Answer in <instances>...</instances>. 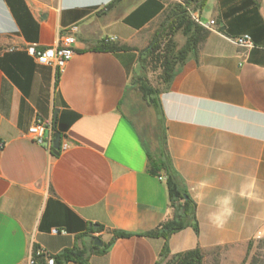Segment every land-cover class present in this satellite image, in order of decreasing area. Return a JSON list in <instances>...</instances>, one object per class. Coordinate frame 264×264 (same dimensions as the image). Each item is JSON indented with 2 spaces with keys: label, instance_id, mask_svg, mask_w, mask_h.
<instances>
[{
  "label": "crops",
  "instance_id": "0c3cea01",
  "mask_svg": "<svg viewBox=\"0 0 264 264\" xmlns=\"http://www.w3.org/2000/svg\"><path fill=\"white\" fill-rule=\"evenodd\" d=\"M146 1L0 0V264H25L34 249L89 250L93 237L108 244L114 230L132 236L67 264L157 262L164 241L143 234L173 209L157 179L164 173H150L135 77L165 0H156L155 15L142 9ZM198 16L214 24L158 96L167 154L173 166L181 153L194 160L227 143L240 170L264 181V0H207ZM73 25L74 54L63 70L39 65L30 49L56 46ZM242 35L253 48L234 45ZM102 43L126 50L102 51ZM36 120L46 125L42 144L28 135ZM61 123L68 149L55 157ZM173 168L184 184L200 174L191 164ZM199 212L195 204L198 233L173 234L170 255L199 248L202 264L210 257L209 264H240L250 241L215 245Z\"/></svg>",
  "mask_w": 264,
  "mask_h": 264
},
{
  "label": "trees",
  "instance_id": "16d2710c",
  "mask_svg": "<svg viewBox=\"0 0 264 264\" xmlns=\"http://www.w3.org/2000/svg\"><path fill=\"white\" fill-rule=\"evenodd\" d=\"M207 0H190L188 4H192L194 9L201 10ZM147 12V15L156 14V0H147L142 7ZM165 10V9H164ZM164 13V12H163ZM168 26L170 30L182 29L183 34L187 37L185 45L176 53L167 50L166 54L162 57L161 67L163 70V81L165 83V89L171 83L175 73L186 62V60L193 55L199 44L202 43L207 35L208 30L194 20H191L187 6L174 5L170 14L163 26ZM156 41L154 39L152 45L147 48L143 53L154 54L156 52ZM99 49L107 52H115L120 50H126L123 46H118L111 43H102ZM135 84L138 91L141 93L142 98L151 106L155 112L156 126H155V142L154 150L149 147V160H150V173L152 175H158L159 172H163L166 180V187L169 197L170 206L173 209L172 218L159 224L154 230L143 234L149 238H161L164 241L162 250L159 254V258L155 264H160L161 261L169 258V264H202L203 256L199 248L190 250L175 255H170L168 241L170 237L186 228H192L195 233H198V224L195 215V203L191 201V197L188 196L185 189V184L179 174L174 170L170 158L166 150V136L163 125V115L159 105L158 93L156 90L146 84L142 77L135 79ZM67 124H59L55 129V133L60 137L67 131ZM147 147L149 145H146ZM51 153L58 157L60 151H54L51 148ZM102 231V228H98V232ZM132 234L114 230L111 241L108 244H104L101 248L93 246L89 250H80L78 248L63 250L60 254L54 256L55 264H67L69 262L86 263L88 254H103L105 253L112 243L116 239L128 238Z\"/></svg>",
  "mask_w": 264,
  "mask_h": 264
},
{
  "label": "clouds",
  "instance_id": "9594fccd",
  "mask_svg": "<svg viewBox=\"0 0 264 264\" xmlns=\"http://www.w3.org/2000/svg\"><path fill=\"white\" fill-rule=\"evenodd\" d=\"M176 164H191L200 170L185 182V189L200 210L197 219L202 218L215 245L264 240V181L257 182L240 170L237 153L229 144L207 146L206 154L194 160L181 153L173 166Z\"/></svg>",
  "mask_w": 264,
  "mask_h": 264
},
{
  "label": "rangeland",
  "instance_id": "374dc122",
  "mask_svg": "<svg viewBox=\"0 0 264 264\" xmlns=\"http://www.w3.org/2000/svg\"><path fill=\"white\" fill-rule=\"evenodd\" d=\"M189 2L190 0H165L164 13L157 21H154L148 29L150 40L148 46L141 52L137 64L135 79L142 77L146 84L158 93H161L165 89V83L162 78V57L166 54L167 50L176 53L187 41V37L183 34L182 29L170 30L168 26H164L163 29L161 27L165 23L167 16L170 14L174 5L187 6V11L191 20H193V16H198L200 10L194 9V6L191 3L188 4ZM155 38H157L156 52L151 55L143 53L152 45ZM136 95L139 107V113L136 115V119L140 123L139 126L143 131L142 133L144 134L150 149L154 150L156 126L155 112L142 98L138 89H136ZM169 258L161 261L160 264H169ZM209 262H211V257L207 259L204 264H209ZM240 264H264V240L257 242L250 241V249Z\"/></svg>",
  "mask_w": 264,
  "mask_h": 264
},
{
  "label": "built area",
  "instance_id": "2783aa9c",
  "mask_svg": "<svg viewBox=\"0 0 264 264\" xmlns=\"http://www.w3.org/2000/svg\"><path fill=\"white\" fill-rule=\"evenodd\" d=\"M193 20L200 26L210 29L214 22H209L204 24L199 16H193ZM78 32V27L73 25L70 26L62 35H60L57 45L51 48H46L37 51L35 48L30 49V53L35 56L36 61L39 65L53 66L58 72H61L66 64L71 60L74 51L73 45L76 41V34ZM116 38H109L106 42H114ZM234 45L238 48L248 50L254 47L253 42L248 35H242L232 39ZM46 129V125L41 120H36L28 129L29 137L36 143H43V136ZM2 144L0 143V149ZM68 149V144L63 142L59 150L62 152ZM158 181L165 182V175L158 176ZM52 234L63 233L62 230L54 229L51 231ZM25 264H55L54 256L46 253L40 249H34L31 256L27 259Z\"/></svg>",
  "mask_w": 264,
  "mask_h": 264
},
{
  "label": "water",
  "instance_id": "95a60500",
  "mask_svg": "<svg viewBox=\"0 0 264 264\" xmlns=\"http://www.w3.org/2000/svg\"><path fill=\"white\" fill-rule=\"evenodd\" d=\"M60 147V135L59 134H55L54 138H53V145L52 148L54 151H58ZM97 226H94V228L96 229ZM92 242L93 245L96 247H102V242L100 241L99 238L97 237H93L92 238Z\"/></svg>",
  "mask_w": 264,
  "mask_h": 264
}]
</instances>
